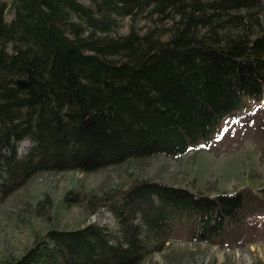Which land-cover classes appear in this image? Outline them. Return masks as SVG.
<instances>
[{"label":"trees","instance_id":"1","mask_svg":"<svg viewBox=\"0 0 264 264\" xmlns=\"http://www.w3.org/2000/svg\"><path fill=\"white\" fill-rule=\"evenodd\" d=\"M263 99L264 0H0V198L43 169L180 157ZM251 194L141 180L98 199L116 228H50L10 264H139L176 229L223 244ZM64 199L94 211L86 195Z\"/></svg>","mask_w":264,"mask_h":264},{"label":"rangeland","instance_id":"2","mask_svg":"<svg viewBox=\"0 0 264 264\" xmlns=\"http://www.w3.org/2000/svg\"><path fill=\"white\" fill-rule=\"evenodd\" d=\"M78 1L89 4V0ZM147 20L138 16L130 25L140 27ZM120 21V30L124 31L130 20L123 17ZM32 144L22 146L20 153L25 154ZM78 157L90 161L82 154ZM141 180L184 187L207 196L243 190H256L257 194H251L253 198L247 202L250 217L246 227L226 236L223 244L195 241L176 229L162 250L139 264H264V192L257 191L264 186V100L249 101L226 117L210 139L180 157L158 154L88 171L34 172L0 198V264L19 258L53 227L71 229L94 223L109 230L116 228L115 217L98 199L111 195L114 188H126ZM70 190L93 200L94 211L90 212L87 199H64ZM234 233L240 238L231 244L229 236Z\"/></svg>","mask_w":264,"mask_h":264},{"label":"bare ground","instance_id":"3","mask_svg":"<svg viewBox=\"0 0 264 264\" xmlns=\"http://www.w3.org/2000/svg\"><path fill=\"white\" fill-rule=\"evenodd\" d=\"M20 79H24V82H22L21 84L18 83V82H17V83H18L20 86H22V85H24V84L26 83V79H25V78H20ZM17 80H18V79H17ZM17 80H16V81H17ZM30 142L32 143L31 140L25 139V141L20 145V148H19V151H18L20 155H23L22 153H20V149H21V147H22V146H27ZM30 147H31V146H30Z\"/></svg>","mask_w":264,"mask_h":264},{"label":"water","instance_id":"4","mask_svg":"<svg viewBox=\"0 0 264 264\" xmlns=\"http://www.w3.org/2000/svg\"><path fill=\"white\" fill-rule=\"evenodd\" d=\"M17 82L21 84L22 82H24V79H18Z\"/></svg>","mask_w":264,"mask_h":264}]
</instances>
